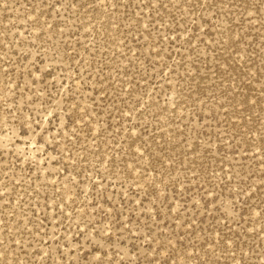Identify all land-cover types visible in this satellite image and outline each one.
Returning a JSON list of instances; mask_svg holds the SVG:
<instances>
[{
  "label": "rangeland",
  "instance_id": "374dc122",
  "mask_svg": "<svg viewBox=\"0 0 264 264\" xmlns=\"http://www.w3.org/2000/svg\"><path fill=\"white\" fill-rule=\"evenodd\" d=\"M0 264H264V0H0Z\"/></svg>",
  "mask_w": 264,
  "mask_h": 264
}]
</instances>
